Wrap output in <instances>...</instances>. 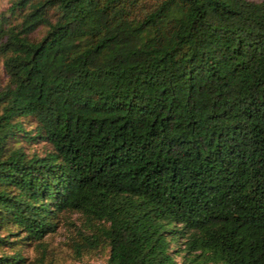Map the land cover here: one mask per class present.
Here are the masks:
<instances>
[{
  "label": "trees",
  "instance_id": "16d2710c",
  "mask_svg": "<svg viewBox=\"0 0 264 264\" xmlns=\"http://www.w3.org/2000/svg\"><path fill=\"white\" fill-rule=\"evenodd\" d=\"M0 59V264L67 211L104 264H264V0H9Z\"/></svg>",
  "mask_w": 264,
  "mask_h": 264
},
{
  "label": "rangeland",
  "instance_id": "374dc122",
  "mask_svg": "<svg viewBox=\"0 0 264 264\" xmlns=\"http://www.w3.org/2000/svg\"><path fill=\"white\" fill-rule=\"evenodd\" d=\"M9 0H0V11L8 5ZM5 74L0 59V85ZM27 126V125H26ZM26 152L41 154L48 149L42 142L27 144ZM82 218L76 212H64L60 215L55 231L42 238L40 246L24 244L22 253L30 260V264H104L105 250L100 248L83 249L78 243L76 230L81 227Z\"/></svg>",
  "mask_w": 264,
  "mask_h": 264
}]
</instances>
